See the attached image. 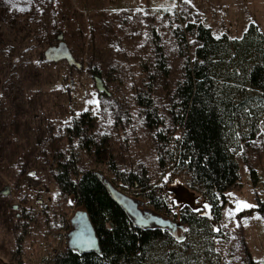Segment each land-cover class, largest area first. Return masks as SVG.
<instances>
[{
	"label": "rangeland",
	"instance_id": "rangeland-1",
	"mask_svg": "<svg viewBox=\"0 0 264 264\" xmlns=\"http://www.w3.org/2000/svg\"><path fill=\"white\" fill-rule=\"evenodd\" d=\"M2 13L0 69L7 88L0 89V102L7 104L0 106V264H49L55 248L67 246L71 231L79 229L85 210L72 199L74 205H60L48 158L53 147L66 148L58 140L68 125L64 122L84 111L96 116L99 135L109 136L108 146L121 169H146L151 185L168 183L178 206L189 204L193 210L210 213L201 195L159 166L153 133L133 99L132 78L146 62L155 60L150 36L155 29L171 68L157 82L155 93L157 105L166 112L185 62V48L174 28L184 25L186 18L205 23L217 36L240 38L253 21L264 31V0H14L5 2ZM192 41L189 36V54ZM49 43L56 46L52 59L45 54ZM94 76L102 78L104 93ZM97 98L99 105L87 103ZM253 144L246 155L235 154L243 185L228 192L223 218L214 227L219 229L214 230L219 232L215 250L221 264H264V215L257 211L259 199L264 203V118ZM18 154L25 158L24 173ZM103 160L85 158L82 169L108 177ZM252 169L258 173L256 183ZM8 173L12 180L8 181ZM119 190L132 197L148 218L150 214L164 218L134 191L123 186ZM241 200L256 207L236 211L242 208ZM15 213H30L33 218L19 259L14 255L21 232L15 228ZM170 227L176 239L188 231L176 224Z\"/></svg>",
	"mask_w": 264,
	"mask_h": 264
},
{
	"label": "trees",
	"instance_id": "trees-1",
	"mask_svg": "<svg viewBox=\"0 0 264 264\" xmlns=\"http://www.w3.org/2000/svg\"><path fill=\"white\" fill-rule=\"evenodd\" d=\"M9 1L14 0H0V16ZM184 23L174 28L177 41L185 48L182 78L166 112L157 105L155 93L157 82L167 77L171 68L161 35L155 29L150 31L155 60L146 62L132 78L131 90L153 133L159 166L170 171L173 179L184 182L189 191L201 195L211 205L210 213L193 210L189 204L178 206L171 198L168 183L151 185L146 169H121L108 146L109 136H100L96 116L84 111L68 123L58 138L66 148L53 147L48 161L59 189L60 205L84 208L99 247L86 252L69 243L56 247L49 264H221L215 250L219 232L214 227L223 218L228 192L243 185L235 154L246 155L254 147L264 118V31L250 24L242 37L233 39L228 34L215 35L201 21L185 18ZM189 36L196 42L192 55L187 50ZM54 47L49 43L45 51L51 59L56 53ZM4 78L0 69L2 90L7 88ZM6 104L0 102V106ZM18 156V167L24 173L25 158ZM88 157L104 159L108 177L97 170L82 169ZM251 173L256 183L258 173L255 169ZM7 176L8 181L9 177L12 180L9 173ZM111 186L134 191L164 218L144 226L136 211L130 213L112 195ZM71 199L74 204L69 203ZM259 204L257 211L264 215L260 199ZM10 209L13 214L15 208ZM15 214V228L21 232L14 255L19 259L33 218L30 213ZM172 224L188 228L186 236L176 239Z\"/></svg>",
	"mask_w": 264,
	"mask_h": 264
},
{
	"label": "water",
	"instance_id": "water-1",
	"mask_svg": "<svg viewBox=\"0 0 264 264\" xmlns=\"http://www.w3.org/2000/svg\"><path fill=\"white\" fill-rule=\"evenodd\" d=\"M95 82L98 90L101 93H104L106 89L104 87L102 78L95 76ZM110 191L116 199L120 200L123 205L127 207L130 213H133L134 211L138 213V217L142 220L144 226H150L153 222L154 224L159 222V218L157 216L150 214V217L148 218L147 215H144L139 209H137V204L134 199L126 193L113 186L110 187ZM129 203L132 204V207L129 206ZM148 213L149 212H146V214ZM88 220L89 219L87 216L83 214L78 220V223L80 224L79 229L70 233L69 245L80 252L95 250L99 247L94 228L91 226ZM84 222H86L87 225ZM91 228L93 230L92 232L90 231Z\"/></svg>",
	"mask_w": 264,
	"mask_h": 264
},
{
	"label": "snow or ice",
	"instance_id": "snow-or-ice-1",
	"mask_svg": "<svg viewBox=\"0 0 264 264\" xmlns=\"http://www.w3.org/2000/svg\"><path fill=\"white\" fill-rule=\"evenodd\" d=\"M187 2L188 3H191V0H187ZM173 6H175V5H173ZM255 23H256L255 21L252 22L253 25ZM233 39H235V37H233ZM192 43L195 44L196 42L195 41H192ZM87 103H89V104L95 103V104L99 105L100 101L97 98L95 101L89 100V101H87ZM85 110H87V109H85ZM76 115H79V113H76ZM64 123L65 124H68V121H65ZM177 139H179V137H177ZM29 175L35 176L36 174L34 172H30ZM164 179H167V176H165ZM69 203H73V201H69ZM238 204L241 205L242 208L241 207H237L236 211H241L243 208H253V207H256V205H252V204L248 203L247 201H243V200L239 201ZM205 208L206 209H210L211 208V205L205 204ZM229 214L231 215V212ZM214 230L219 231V229H214Z\"/></svg>",
	"mask_w": 264,
	"mask_h": 264
},
{
	"label": "flooded vegetation",
	"instance_id": "flooded-vegetation-1",
	"mask_svg": "<svg viewBox=\"0 0 264 264\" xmlns=\"http://www.w3.org/2000/svg\"><path fill=\"white\" fill-rule=\"evenodd\" d=\"M89 221V223L91 224V226L93 227V223L91 222V220H88ZM85 224H86V222H84ZM87 225V224H86ZM94 228V227H93ZM91 232L93 231L92 230V228H91V230H90ZM71 232H74V230L73 231H71ZM95 232V231H94Z\"/></svg>",
	"mask_w": 264,
	"mask_h": 264
}]
</instances>
